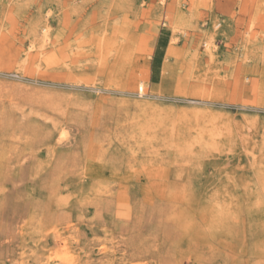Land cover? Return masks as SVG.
Returning <instances> with one entry per match:
<instances>
[{"label":"rangeland","instance_id":"obj_1","mask_svg":"<svg viewBox=\"0 0 264 264\" xmlns=\"http://www.w3.org/2000/svg\"><path fill=\"white\" fill-rule=\"evenodd\" d=\"M0 264H264V0H0Z\"/></svg>","mask_w":264,"mask_h":264},{"label":"bare ground","instance_id":"obj_2","mask_svg":"<svg viewBox=\"0 0 264 264\" xmlns=\"http://www.w3.org/2000/svg\"><path fill=\"white\" fill-rule=\"evenodd\" d=\"M46 31V30H45ZM47 35V34H46Z\"/></svg>","mask_w":264,"mask_h":264}]
</instances>
